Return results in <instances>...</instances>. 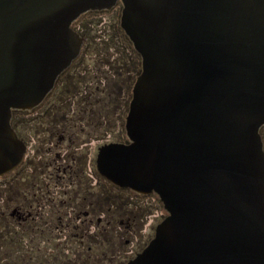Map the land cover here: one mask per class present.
I'll return each instance as SVG.
<instances>
[{
	"label": "water",
	"instance_id": "water-1",
	"mask_svg": "<svg viewBox=\"0 0 264 264\" xmlns=\"http://www.w3.org/2000/svg\"><path fill=\"white\" fill-rule=\"evenodd\" d=\"M119 2L142 71L131 141L105 145L99 169L168 211L127 264H264V0H0V175L26 149L13 109L79 55L74 22Z\"/></svg>",
	"mask_w": 264,
	"mask_h": 264
},
{
	"label": "flooded vegetation",
	"instance_id": "flooded-vegetation-1",
	"mask_svg": "<svg viewBox=\"0 0 264 264\" xmlns=\"http://www.w3.org/2000/svg\"><path fill=\"white\" fill-rule=\"evenodd\" d=\"M78 31L84 36L81 51L51 91L38 105L13 109L12 126L26 149L21 162L0 175V223L12 239L26 241V255L72 251L75 264H86V253L87 262L117 261V241L126 236L124 247L135 241L141 245L116 263L127 264L168 214L155 190L120 185L99 169L105 145L131 141L127 116L142 55L130 39L132 53L124 43L116 44V51L107 46L103 64L89 66L88 41ZM154 216L161 219L144 239L145 223Z\"/></svg>",
	"mask_w": 264,
	"mask_h": 264
},
{
	"label": "rangeland",
	"instance_id": "rangeland-1",
	"mask_svg": "<svg viewBox=\"0 0 264 264\" xmlns=\"http://www.w3.org/2000/svg\"><path fill=\"white\" fill-rule=\"evenodd\" d=\"M122 8L123 3L119 2L111 9L90 10L83 13L74 22L75 28L84 32L86 35V40L88 41L86 47L87 52H89L86 56L87 59H85L89 66L103 64V59H107L109 56L106 48L107 46L110 47V50L116 51V44L119 46V44L124 43L126 47L125 49H128V52L132 53V48L127 43L130 38L121 26ZM261 133L264 140V125L261 128ZM3 185L5 186L4 188H6L7 183H3ZM160 219L161 216H154L151 221L145 223L144 230L142 231L146 234V238L144 239H147V234L153 230V227ZM124 238L126 239V236H123L122 241H117L118 244L121 245V253L116 257L117 261H105V264H116L123 260V262H125V260L132 254V251L129 250V248H136V246L138 248L141 246L138 245V241H135L128 247H124L125 243H122L125 242ZM43 246H45V243ZM27 249L28 244L26 241L12 239L7 231L5 223H0V264H75L70 262L71 259L74 258L72 251L71 253L50 257L47 255H40V251H36L34 256L31 257L26 255ZM86 256L87 253L83 259L86 264H101V261L93 262V260H90L87 262L88 260Z\"/></svg>",
	"mask_w": 264,
	"mask_h": 264
}]
</instances>
